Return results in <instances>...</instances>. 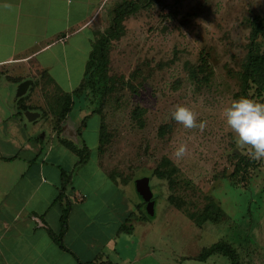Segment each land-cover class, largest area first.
Instances as JSON below:
<instances>
[{"label": "rangeland", "instance_id": "obj_1", "mask_svg": "<svg viewBox=\"0 0 264 264\" xmlns=\"http://www.w3.org/2000/svg\"><path fill=\"white\" fill-rule=\"evenodd\" d=\"M125 1L137 7L122 20L123 33L110 41L107 74L115 80L114 89L85 86L78 96L72 95L70 118L78 120L79 139L88 147L81 157L88 161L68 172L72 183L66 188L77 195L90 186L92 192L85 200H120L122 195L131 200L136 213L134 203L144 202L134 180L149 175L166 158L177 170L170 177L151 179L157 189L154 215L146 219L149 230L160 232L174 253L199 256L217 241L249 252L250 219L264 215V160L249 159L236 148L223 109L242 89L241 74L254 30H258L255 44L264 51V27H256L264 24V0H110L87 29L93 35L90 52L109 29L113 11ZM89 54L84 51L69 78L58 66L51 69L54 79L45 72L36 78L40 83L33 85L31 95L41 106L34 110L43 111L35 121L40 134L48 135L50 125L57 124L65 96L82 83ZM3 88L0 95L6 92ZM248 97L264 102V94L254 87ZM178 104L190 107L198 122H206L203 131L185 129L171 119ZM98 106L100 111L93 112ZM100 125L105 136L101 142ZM181 143L188 152L177 159L174 150ZM239 156L249 163L231 176ZM104 169L110 173L108 185L120 183V194H111L108 185H102ZM169 196L177 205L168 201ZM208 197L225 218L198 227L186 213L199 214ZM140 208L146 214L145 205ZM135 221L134 216L124 224L132 227ZM173 231H178L177 237L171 236ZM187 260L188 264H229L219 253L200 263Z\"/></svg>", "mask_w": 264, "mask_h": 264}, {"label": "crops", "instance_id": "obj_2", "mask_svg": "<svg viewBox=\"0 0 264 264\" xmlns=\"http://www.w3.org/2000/svg\"><path fill=\"white\" fill-rule=\"evenodd\" d=\"M108 1L0 0V87L6 90L0 95V264H188L197 257L174 253L160 232L149 230L139 203L133 202L134 213L122 195L85 200L90 186L83 194L67 190L68 172L88 161H80L88 147L71 110L48 135L35 127L43 115L31 95L36 78L45 72L54 79L57 66L70 77L84 51L89 54L87 29ZM32 113L38 116L30 119ZM101 176L108 185L110 173ZM111 183L110 193L120 194V183ZM134 216L135 226H125ZM250 220V251L234 248L240 264H264V215Z\"/></svg>", "mask_w": 264, "mask_h": 264}, {"label": "trees", "instance_id": "obj_3", "mask_svg": "<svg viewBox=\"0 0 264 264\" xmlns=\"http://www.w3.org/2000/svg\"><path fill=\"white\" fill-rule=\"evenodd\" d=\"M136 7L137 5H135L132 1H125L118 5V7L113 11L110 27L94 43L86 63L82 83L72 95L76 94V96H78L81 91L86 89L85 86L90 87L92 89H94L95 87L99 88L98 86H100V89H104L106 92H109L110 90L114 89L115 80L113 79V77L107 74L109 70L110 41L113 38L119 37L123 33L121 22L124 17H126L129 13L135 11ZM256 27L257 29H262V27H264V24L262 22H259L257 23ZM257 31L254 30L252 32V40L249 44L246 62L241 74L242 89L240 93L237 94V99L241 96L248 97L249 90L252 87H254L257 92H261L264 94V51H260L257 45L255 44ZM71 98L72 96H65L64 104L58 112L59 117L57 118V121H60V119L64 118L65 115L71 110ZM101 106H98L95 110H93V112H99ZM104 139L105 136L102 134V126L100 125V142ZM83 160L84 157H81L80 161ZM238 161L239 162L236 163L232 173L230 174L231 176L239 174L240 171L243 170L242 167L248 165L249 163L248 158L245 156H239ZM164 165L171 166L172 164L169 160L163 158L161 163L156 168L148 172L150 178V187L153 193L156 192L157 188L155 182L153 183V185L151 184L152 178H155L156 181H158L164 177H170V172H174L177 170L176 166H171V168H169L168 170H164L161 168ZM168 201L177 205L174 200H172L171 196H169ZM143 204L144 203L141 202L139 203V206ZM186 214H188L189 218L198 227H201L206 221L217 223L225 218L224 212L222 211V209H220L217 202H214L213 198L211 197L207 198V202L199 214ZM143 215L145 219L149 218V216H147L145 213H143ZM217 253L226 256L229 260V264H240L236 249L230 243L223 241H217L211 244L209 247L204 248L203 252L195 259L204 260L208 256Z\"/></svg>", "mask_w": 264, "mask_h": 264}, {"label": "clouds", "instance_id": "obj_4", "mask_svg": "<svg viewBox=\"0 0 264 264\" xmlns=\"http://www.w3.org/2000/svg\"><path fill=\"white\" fill-rule=\"evenodd\" d=\"M223 117L234 134L236 148L243 150L242 154L249 159L264 160V102L241 96L223 109ZM171 119L188 130L203 131L206 127V122H198L196 113L185 105H175ZM187 152V145L181 143L175 148L174 156L182 159Z\"/></svg>", "mask_w": 264, "mask_h": 264}, {"label": "water", "instance_id": "obj_5", "mask_svg": "<svg viewBox=\"0 0 264 264\" xmlns=\"http://www.w3.org/2000/svg\"><path fill=\"white\" fill-rule=\"evenodd\" d=\"M30 116L34 119L38 114L32 113ZM134 188L140 199L144 202L146 215L152 217L154 215L155 200L150 187L149 175L139 177L134 180Z\"/></svg>", "mask_w": 264, "mask_h": 264}, {"label": "built area", "instance_id": "obj_6", "mask_svg": "<svg viewBox=\"0 0 264 264\" xmlns=\"http://www.w3.org/2000/svg\"><path fill=\"white\" fill-rule=\"evenodd\" d=\"M85 197V195H83L81 198H84Z\"/></svg>", "mask_w": 264, "mask_h": 264}]
</instances>
